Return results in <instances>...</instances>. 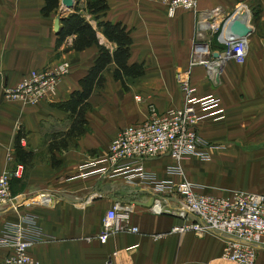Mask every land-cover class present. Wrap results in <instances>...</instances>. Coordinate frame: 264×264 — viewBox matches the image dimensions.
<instances>
[{"label": "crops", "instance_id": "0c3cea01", "mask_svg": "<svg viewBox=\"0 0 264 264\" xmlns=\"http://www.w3.org/2000/svg\"><path fill=\"white\" fill-rule=\"evenodd\" d=\"M45 1L0 0V174L23 165L22 176L12 183L17 204L0 205V230L8 222L33 214L44 239L30 253L42 264H236L222 257L225 236L173 232L181 222L177 216L143 205L153 199L150 186L123 175L77 176L79 166L106 152L121 129L147 119L150 104L160 112L183 105L178 73L191 59L197 13L179 9L169 16L161 0H107L109 7L102 19L121 22L130 29L129 62L144 63L145 72L130 78L125 89L114 78L112 62L104 74V86L90 97L85 133L71 138L67 147L50 151L53 137L69 130L72 123L70 113L52 103L67 100L79 87L99 47L94 44L82 51H65L73 37L57 47L54 23L58 14L45 16ZM240 1L253 13L246 62L225 60L217 82L210 80L203 65L195 66L191 73L197 96L213 95L223 109L222 117L209 116L197 124L199 133L215 146L210 150L211 159L194 156L183 162L187 178L203 185L207 193L225 195L235 188L264 192V0H201L199 10L222 6L231 11ZM91 23L96 27V21ZM98 36L100 43L114 50L115 43L101 31ZM211 46L217 50L223 45L214 37ZM65 60L71 71L53 101L37 105L5 101V85H15L31 70ZM19 134L26 140L22 146L34 153L30 165L17 159ZM171 163L164 155L145 160L144 167L161 179L179 181L180 176L167 173ZM233 178L239 182L234 183ZM40 193L53 196V203L34 202ZM116 203L132 206L131 222L139 232H121L101 243L97 234L102 219ZM8 251L0 248V264H5ZM257 251V264H264V247Z\"/></svg>", "mask_w": 264, "mask_h": 264}, {"label": "built area", "instance_id": "2783aa9c", "mask_svg": "<svg viewBox=\"0 0 264 264\" xmlns=\"http://www.w3.org/2000/svg\"><path fill=\"white\" fill-rule=\"evenodd\" d=\"M161 1L166 5L169 16H174L179 9L197 13L191 59L188 67L178 73L183 105L160 112L150 104L147 119L121 129L106 152L79 166L77 176L123 175L129 181H140L153 191L150 206L153 211L170 213L181 220L172 228L173 232H193L200 236L220 234L226 237L224 259L236 264H257L258 247H264V192L233 189L225 195L207 193L203 191V185L187 178L183 167V162L194 156L203 161L211 159L210 150L215 146L199 133L197 124L209 116H223L219 98L197 96V87L191 81L192 70L203 65L208 69L210 80L217 82L225 60L245 63L249 35L231 37L226 34V28L235 17L248 24L252 10L245 1L236 3L231 11L224 10L222 6L199 10L201 0ZM214 37L223 45L220 49L212 48ZM70 71L71 64L67 60L44 69L31 70L17 84L5 85L3 97L8 102L28 105H37L43 100L53 101L60 83ZM136 99L141 100V97L136 96ZM25 141L21 138L22 144ZM164 155L172 160L166 168L167 173L180 176L179 181L161 179L146 171L145 160ZM22 174V164L0 174V205L17 204L12 194V180ZM33 201L50 205L53 196L40 193ZM132 211L131 205L121 203L107 209L97 239L107 243L113 235L121 232L138 233L139 228L131 222ZM43 239L33 214H25L19 221L6 223L0 230V248L9 250L4 263L42 264L31 255L30 248Z\"/></svg>", "mask_w": 264, "mask_h": 264}, {"label": "trees", "instance_id": "16d2710c", "mask_svg": "<svg viewBox=\"0 0 264 264\" xmlns=\"http://www.w3.org/2000/svg\"><path fill=\"white\" fill-rule=\"evenodd\" d=\"M108 7L107 0H84L79 1L73 11L63 15L61 29L57 34V47H60L69 37H73L72 43L65 48V51H82L96 44L99 47V52L94 64L79 80V87L72 91L70 97L67 100L52 103L54 107L70 113L72 123L69 130L53 137L49 146L50 151L67 147L71 138L79 137L85 133L88 124L86 112L91 107L90 97L96 88L104 86L106 81L104 74L112 62L115 63L114 78L122 82L125 89H128L127 83L130 78L140 77L145 72L144 63L129 62L133 42L130 29L121 22L102 19ZM60 9L61 0H46L42 12L45 16L59 15ZM88 16L91 20L96 21V27L93 26ZM98 31H101L110 42L115 43L113 51L100 43ZM21 138V134L16 137L17 159L24 165H30L34 153L22 146ZM59 138L60 140L57 142ZM53 159L55 166L58 162L55 159V154ZM15 179L13 178L12 181Z\"/></svg>", "mask_w": 264, "mask_h": 264}, {"label": "water", "instance_id": "95a60500", "mask_svg": "<svg viewBox=\"0 0 264 264\" xmlns=\"http://www.w3.org/2000/svg\"><path fill=\"white\" fill-rule=\"evenodd\" d=\"M78 2L76 0H61V9L59 15L55 18L54 31L56 34H59L61 29V20L63 15L71 12L75 9ZM251 32L249 25L240 17L233 18L227 28L226 34L231 37H244L248 36ZM215 56H218V53H215ZM153 199H150L149 202L144 203L143 205H151Z\"/></svg>", "mask_w": 264, "mask_h": 264}, {"label": "rangeland", "instance_id": "374dc122", "mask_svg": "<svg viewBox=\"0 0 264 264\" xmlns=\"http://www.w3.org/2000/svg\"><path fill=\"white\" fill-rule=\"evenodd\" d=\"M79 1H84V0H76V2H79ZM88 18L90 19V17L88 16ZM91 20V19H90ZM93 20H91V22H92ZM201 161V160H200ZM233 180H234V183H235V181L236 182H239V179H236V178H233ZM235 189H237V188H235ZM231 190H233V189H231ZM228 192V191H227Z\"/></svg>", "mask_w": 264, "mask_h": 264}]
</instances>
